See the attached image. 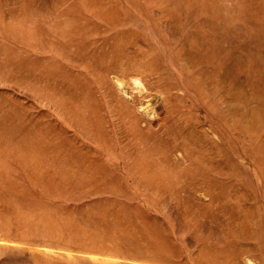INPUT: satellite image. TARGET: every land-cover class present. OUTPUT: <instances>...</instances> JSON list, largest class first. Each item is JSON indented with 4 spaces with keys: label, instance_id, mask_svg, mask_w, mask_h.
Here are the masks:
<instances>
[{
    "label": "rangeland",
    "instance_id": "1",
    "mask_svg": "<svg viewBox=\"0 0 264 264\" xmlns=\"http://www.w3.org/2000/svg\"><path fill=\"white\" fill-rule=\"evenodd\" d=\"M0 264H264V0H0Z\"/></svg>",
    "mask_w": 264,
    "mask_h": 264
}]
</instances>
